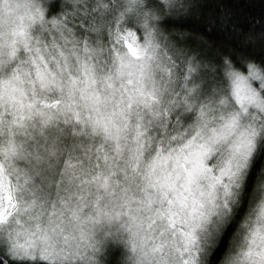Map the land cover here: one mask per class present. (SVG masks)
<instances>
[{
  "label": "clouds",
  "instance_id": "clouds-1",
  "mask_svg": "<svg viewBox=\"0 0 264 264\" xmlns=\"http://www.w3.org/2000/svg\"><path fill=\"white\" fill-rule=\"evenodd\" d=\"M231 16L0 0L2 264H264V55L186 23L264 48Z\"/></svg>",
  "mask_w": 264,
  "mask_h": 264
},
{
  "label": "trees",
  "instance_id": "trees-1",
  "mask_svg": "<svg viewBox=\"0 0 264 264\" xmlns=\"http://www.w3.org/2000/svg\"><path fill=\"white\" fill-rule=\"evenodd\" d=\"M264 0H202V15L204 17H214L219 21V17L232 13L229 21L236 22L237 27L247 31L249 28V18L264 15ZM188 27L193 30L194 35L190 37V43L203 47V42L197 39L198 35H202L206 40L211 41L212 47L208 49L209 54L215 51L227 52L229 49L236 54L255 55L259 58L264 55V48L259 45H244L235 34V29L228 32V25L223 29L214 27L212 31H207L206 25L199 21L186 22ZM259 28V25H257ZM2 264V261H0Z\"/></svg>",
  "mask_w": 264,
  "mask_h": 264
}]
</instances>
